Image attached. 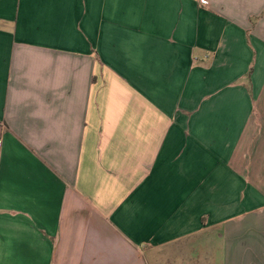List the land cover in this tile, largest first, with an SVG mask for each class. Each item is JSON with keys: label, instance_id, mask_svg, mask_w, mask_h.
I'll use <instances>...</instances> for the list:
<instances>
[{"label": "crops", "instance_id": "obj_1", "mask_svg": "<svg viewBox=\"0 0 264 264\" xmlns=\"http://www.w3.org/2000/svg\"><path fill=\"white\" fill-rule=\"evenodd\" d=\"M264 0H0V264H264Z\"/></svg>", "mask_w": 264, "mask_h": 264}, {"label": "rangeland", "instance_id": "obj_2", "mask_svg": "<svg viewBox=\"0 0 264 264\" xmlns=\"http://www.w3.org/2000/svg\"><path fill=\"white\" fill-rule=\"evenodd\" d=\"M264 137V98L256 104L250 127L248 128L244 141H259Z\"/></svg>", "mask_w": 264, "mask_h": 264}]
</instances>
